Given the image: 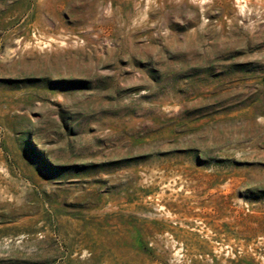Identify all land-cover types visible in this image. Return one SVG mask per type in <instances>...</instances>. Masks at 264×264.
Listing matches in <instances>:
<instances>
[{"label": "rangeland", "instance_id": "374dc122", "mask_svg": "<svg viewBox=\"0 0 264 264\" xmlns=\"http://www.w3.org/2000/svg\"><path fill=\"white\" fill-rule=\"evenodd\" d=\"M0 264H264V0H0Z\"/></svg>", "mask_w": 264, "mask_h": 264}]
</instances>
